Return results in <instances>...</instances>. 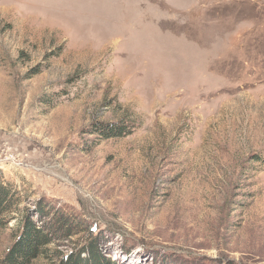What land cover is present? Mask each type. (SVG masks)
<instances>
[{
	"label": "rangeland",
	"instance_id": "1",
	"mask_svg": "<svg viewBox=\"0 0 264 264\" xmlns=\"http://www.w3.org/2000/svg\"><path fill=\"white\" fill-rule=\"evenodd\" d=\"M0 179V256L42 202L37 264H264V0H0Z\"/></svg>",
	"mask_w": 264,
	"mask_h": 264
},
{
	"label": "trees",
	"instance_id": "2",
	"mask_svg": "<svg viewBox=\"0 0 264 264\" xmlns=\"http://www.w3.org/2000/svg\"><path fill=\"white\" fill-rule=\"evenodd\" d=\"M132 130L134 125L101 123L92 124L89 132L105 139L125 136ZM21 203L22 198L16 186L0 179V228L6 226L7 218H12ZM18 225L14 243L6 254L0 256V264H37V261L48 256L50 246L56 240L77 235L81 223L74 213L39 202L35 211L23 213ZM79 257L62 264H78L81 260Z\"/></svg>",
	"mask_w": 264,
	"mask_h": 264
}]
</instances>
